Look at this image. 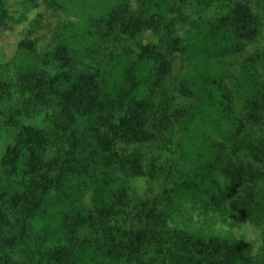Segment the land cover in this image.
<instances>
[{
    "label": "trees",
    "instance_id": "obj_1",
    "mask_svg": "<svg viewBox=\"0 0 264 264\" xmlns=\"http://www.w3.org/2000/svg\"><path fill=\"white\" fill-rule=\"evenodd\" d=\"M39 2L0 61V264H264V0Z\"/></svg>",
    "mask_w": 264,
    "mask_h": 264
},
{
    "label": "rangeland",
    "instance_id": "obj_2",
    "mask_svg": "<svg viewBox=\"0 0 264 264\" xmlns=\"http://www.w3.org/2000/svg\"><path fill=\"white\" fill-rule=\"evenodd\" d=\"M22 1L23 0H8L10 11L15 20L19 22L12 23V30H2L0 36V61L7 60L17 53L19 41L28 37L26 30L29 27L30 22L38 15H40L38 19L40 30L37 35H42L45 31L49 36V31L46 30L49 27L47 24H53V22L56 21L55 17H52L46 9L40 5V0H32V2L37 1L39 7L31 6V10H29L27 6H24ZM23 13H25V16H23ZM39 40L40 43H43L44 41V39ZM38 49L40 50L41 46ZM137 185H139L138 190H140L141 183H137ZM230 222V219H227L225 223L226 225L224 224V226L230 228ZM232 230L236 236L239 235L242 238L245 237L247 240H252L256 246L261 243L259 232L242 217L240 218L239 227L235 226Z\"/></svg>",
    "mask_w": 264,
    "mask_h": 264
}]
</instances>
